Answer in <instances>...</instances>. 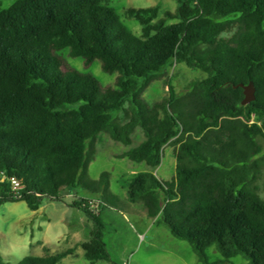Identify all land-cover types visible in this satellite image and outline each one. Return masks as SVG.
Masks as SVG:
<instances>
[{"label": "trees", "instance_id": "16d2710c", "mask_svg": "<svg viewBox=\"0 0 264 264\" xmlns=\"http://www.w3.org/2000/svg\"><path fill=\"white\" fill-rule=\"evenodd\" d=\"M174 11L128 7L136 35L104 0H15L0 9V205L23 200L37 209L42 196L60 199L64 188L104 193L109 173L86 175L100 132L130 144L139 126L144 139L122 156L146 169L127 185L131 202L203 264L214 245L223 259L238 254L264 264V198L256 183L264 167V0H176ZM173 20L167 22V20ZM98 59L114 86H102L60 54ZM173 63L205 73L181 92L149 103L146 87ZM252 81L255 99L242 105ZM118 113L128 120L118 121ZM175 146L170 180L155 173L163 147ZM19 181L13 187L11 178ZM70 205L92 218L80 243L90 262L108 260L104 223L87 198ZM72 248L26 255L17 264H56ZM0 255V264H1Z\"/></svg>", "mask_w": 264, "mask_h": 264}, {"label": "rangeland", "instance_id": "374dc122", "mask_svg": "<svg viewBox=\"0 0 264 264\" xmlns=\"http://www.w3.org/2000/svg\"><path fill=\"white\" fill-rule=\"evenodd\" d=\"M14 1L0 0V9ZM104 2L115 9L121 21L136 35L141 34V25L136 18L125 13L126 8L158 5V17H161L164 10L174 11L177 5L176 0ZM60 54L70 67L91 73L102 86H114L117 73L104 72L98 59L85 66L83 59L70 56L68 49L61 50ZM204 76L201 70L191 69L183 63H173L158 73L144 90L143 98L149 103L164 100L169 97V85L173 91L181 92L190 81ZM117 116L119 122L128 120L124 113ZM249 122L262 124L264 117L253 114ZM131 139L130 144H123L105 131L95 139V153L88 163L86 175L89 179H98L102 172L107 171L109 183L104 193L82 186L64 188L60 192V199L42 196L35 210L30 209L23 200L3 202L0 205L1 264H17L26 255L54 254L68 248H72V252L56 264H203L186 240L176 238L164 224L149 217L141 202L129 201L126 191L130 178L147 168L142 162H133L122 156L125 150L144 139L139 126L133 130ZM174 148L173 144H169L167 151ZM172 163L171 157L166 158L164 165L155 168L154 173L160 179L168 180L174 175ZM256 183L260 196L264 198V167ZM83 198L89 199L90 209L101 215L108 260L90 262L84 256L80 243L89 239L93 221L83 210L70 205L72 201ZM205 252L210 262L219 261L215 264H248V259L240 254L229 260L223 259L214 245Z\"/></svg>", "mask_w": 264, "mask_h": 264}, {"label": "water", "instance_id": "95a60500", "mask_svg": "<svg viewBox=\"0 0 264 264\" xmlns=\"http://www.w3.org/2000/svg\"><path fill=\"white\" fill-rule=\"evenodd\" d=\"M242 88H243V94L244 97L241 101V104L244 106L247 103H249L250 101L255 99V87L252 83V81H249L247 84H239Z\"/></svg>", "mask_w": 264, "mask_h": 264}, {"label": "crops", "instance_id": "0c3cea01", "mask_svg": "<svg viewBox=\"0 0 264 264\" xmlns=\"http://www.w3.org/2000/svg\"><path fill=\"white\" fill-rule=\"evenodd\" d=\"M168 146H169V144H167V145H165V146L163 147V150H162V157H161V162H160L159 166L162 167V166L164 165V160H165L166 158L171 157L172 160H173V163H172V165H173V169H175V164H176L175 153H174V150H173V149H171L170 151H167ZM162 160H163V161H162ZM171 178H172V177H170L168 180H170Z\"/></svg>", "mask_w": 264, "mask_h": 264}, {"label": "built area", "instance_id": "2783aa9c", "mask_svg": "<svg viewBox=\"0 0 264 264\" xmlns=\"http://www.w3.org/2000/svg\"><path fill=\"white\" fill-rule=\"evenodd\" d=\"M11 183H12L13 187H19V181L16 178L12 177Z\"/></svg>", "mask_w": 264, "mask_h": 264}]
</instances>
